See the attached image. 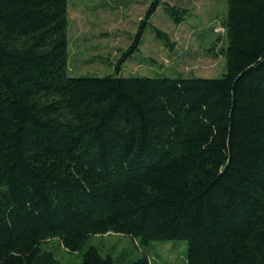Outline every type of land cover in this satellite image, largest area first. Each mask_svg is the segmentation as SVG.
<instances>
[{
	"label": "trees",
	"instance_id": "16d2710c",
	"mask_svg": "<svg viewBox=\"0 0 264 264\" xmlns=\"http://www.w3.org/2000/svg\"><path fill=\"white\" fill-rule=\"evenodd\" d=\"M227 5L222 75H120L149 26L176 45L160 6L193 17L152 0L115 72L88 76L70 69V0H0V264H66L43 244L108 232L188 239V264H264V0ZM81 264L117 260L91 245Z\"/></svg>",
	"mask_w": 264,
	"mask_h": 264
},
{
	"label": "rangeland",
	"instance_id": "374dc122",
	"mask_svg": "<svg viewBox=\"0 0 264 264\" xmlns=\"http://www.w3.org/2000/svg\"><path fill=\"white\" fill-rule=\"evenodd\" d=\"M171 4L187 6L193 17L177 24L160 6L152 23L169 32L176 42L169 48L157 38L149 26L144 33L140 51L124 64L120 75L218 76L226 71L224 56H213L209 47L226 44L224 16L228 14L227 0H167ZM152 0H70L69 35L70 68L73 75H107L115 72L114 62L126 48ZM143 56L154 57L160 65L140 62ZM73 71V72H72ZM76 73V74H74ZM91 245L104 255L135 260L147 253L151 264H188L189 241L185 238L152 240L140 246L131 235L108 232L90 235L78 251L67 250L57 238L43 247L53 250L66 264H81L82 255Z\"/></svg>",
	"mask_w": 264,
	"mask_h": 264
},
{
	"label": "crops",
	"instance_id": "0c3cea01",
	"mask_svg": "<svg viewBox=\"0 0 264 264\" xmlns=\"http://www.w3.org/2000/svg\"><path fill=\"white\" fill-rule=\"evenodd\" d=\"M69 61H70V59H69ZM70 64V63H69ZM71 69V68H70Z\"/></svg>",
	"mask_w": 264,
	"mask_h": 264
}]
</instances>
